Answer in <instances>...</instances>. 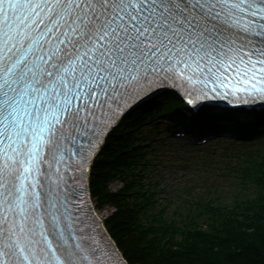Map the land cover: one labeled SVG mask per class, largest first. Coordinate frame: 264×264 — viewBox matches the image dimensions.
<instances>
[{"label": "snow or ice", "instance_id": "snow-or-ice-1", "mask_svg": "<svg viewBox=\"0 0 264 264\" xmlns=\"http://www.w3.org/2000/svg\"><path fill=\"white\" fill-rule=\"evenodd\" d=\"M175 99L190 143L264 129V0H0V264H128L97 149Z\"/></svg>", "mask_w": 264, "mask_h": 264}, {"label": "trees", "instance_id": "trees-1", "mask_svg": "<svg viewBox=\"0 0 264 264\" xmlns=\"http://www.w3.org/2000/svg\"><path fill=\"white\" fill-rule=\"evenodd\" d=\"M146 111H135L102 147L96 160V183L89 179L99 209L112 208L105 226L114 242H123L130 264H264V157L246 166L244 189L253 193L235 201L230 211L205 208L190 223L169 220L166 208L153 202L155 187L144 183L143 150L136 130ZM264 155V153H263ZM115 181L122 188L113 192ZM202 222V223H199ZM206 226V229H203Z\"/></svg>", "mask_w": 264, "mask_h": 264}, {"label": "rangeland", "instance_id": "rangeland-1", "mask_svg": "<svg viewBox=\"0 0 264 264\" xmlns=\"http://www.w3.org/2000/svg\"><path fill=\"white\" fill-rule=\"evenodd\" d=\"M234 141V140H233ZM224 144V143H223ZM214 149H216L219 153L225 152V153H231V151H233L234 149H228L227 150H222L220 145H215L211 148V150L213 151ZM188 151H191L190 153H195L196 151L190 150L189 148H187ZM161 151V150H159ZM207 154V153H206ZM181 157H185L184 156V152H181L179 154ZM222 155H220L218 157L219 160L222 159ZM185 161L186 160H182V161H177L175 159V162L172 161V163L170 162V157L169 155H166L165 157L162 158V163L164 164V166L160 165V168L164 171L163 172V184H164V188L167 192L168 190V194L165 193L163 195H161V200L160 202H176V204L178 202L183 201L185 198L189 199V200H195V196L194 195H188L186 194L184 191L186 188H191L194 187L196 189V192L199 191V188L194 184V182L192 180L195 179V174L190 171H188L187 169H190L189 166L185 165ZM193 166L197 167L200 170V163H193ZM186 168V169H185ZM205 177V176H203ZM121 188V184L120 182L115 181L112 185H111V190L113 192L120 190ZM219 189V187H216ZM229 191L228 190H223L222 193L220 192L218 195H214L211 196V198L214 197H219L220 199H222L223 201L227 200ZM165 200V201H164ZM208 200V199H206ZM229 201H227V203L229 204ZM225 204V203H223ZM93 205H96L93 201ZM112 209L111 208H105L104 210H100L99 215L101 217V220H105L107 218V216L111 213Z\"/></svg>", "mask_w": 264, "mask_h": 264}, {"label": "bare ground", "instance_id": "bare-ground-1", "mask_svg": "<svg viewBox=\"0 0 264 264\" xmlns=\"http://www.w3.org/2000/svg\"><path fill=\"white\" fill-rule=\"evenodd\" d=\"M260 132H264V130L260 131ZM234 138H237L236 136H234Z\"/></svg>", "mask_w": 264, "mask_h": 264}]
</instances>
